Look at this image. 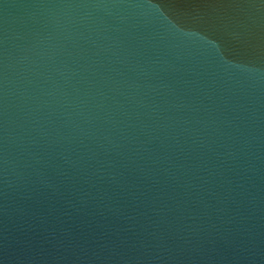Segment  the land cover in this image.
I'll return each mask as SVG.
<instances>
[{
	"label": "water",
	"instance_id": "obj_1",
	"mask_svg": "<svg viewBox=\"0 0 264 264\" xmlns=\"http://www.w3.org/2000/svg\"><path fill=\"white\" fill-rule=\"evenodd\" d=\"M0 264H264V0H0Z\"/></svg>",
	"mask_w": 264,
	"mask_h": 264
}]
</instances>
